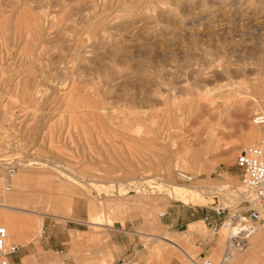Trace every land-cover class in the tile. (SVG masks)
<instances>
[{"label":"rangeland","instance_id":"374dc122","mask_svg":"<svg viewBox=\"0 0 264 264\" xmlns=\"http://www.w3.org/2000/svg\"><path fill=\"white\" fill-rule=\"evenodd\" d=\"M256 116L264 0H0V180L48 176L0 187V199L35 212L15 213L30 231L23 244L8 238L26 247L22 264L222 263V232L202 219L223 215L173 190L222 208L252 200L236 158L264 141ZM184 153L187 172L173 163ZM61 228L64 251L39 255L38 229L63 238ZM231 258L264 264V242Z\"/></svg>","mask_w":264,"mask_h":264},{"label":"built area","instance_id":"2783aa9c","mask_svg":"<svg viewBox=\"0 0 264 264\" xmlns=\"http://www.w3.org/2000/svg\"><path fill=\"white\" fill-rule=\"evenodd\" d=\"M255 125H262L264 119L262 116H256L252 119ZM264 153V141L259 146L242 151L236 158V164L243 171L241 185L247 195L253 197L250 201H242L233 207H215L213 212L215 217L223 215L221 221H216L212 217L205 216L202 222L209 226L212 235H221L224 239V253L221 261L225 263L230 255L239 252L246 247L253 233L264 226V162L262 155ZM10 172L13 171L11 168ZM176 176L185 184H190L195 179L192 175L178 171ZM194 179V180H193ZM253 203L259 204L254 206ZM44 236V231H38V238ZM19 246L8 242L7 230L0 226V264H12L10 257L15 255ZM191 264H213L207 257H200L196 261L189 259Z\"/></svg>","mask_w":264,"mask_h":264},{"label":"bare ground","instance_id":"6f19581e","mask_svg":"<svg viewBox=\"0 0 264 264\" xmlns=\"http://www.w3.org/2000/svg\"><path fill=\"white\" fill-rule=\"evenodd\" d=\"M40 18V17H39ZM41 20V18H40ZM39 20V21H40ZM33 22V21H32ZM38 22V20H37ZM34 23V22H33ZM40 23V22H38ZM42 23V22H41ZM38 25V24H37ZM35 26V25H34ZM52 28V27H50ZM88 29V28H87ZM102 30V29H101ZM88 31V30H87ZM32 32V31H31ZM37 32V31H36ZM101 33V32H100ZM29 35H32L31 33ZM79 37V36H77ZM80 40V37L78 38ZM38 40V39H37ZM76 41V39H75ZM80 43V41H79ZM31 45V44H30ZM44 45V44H43ZM34 46V45H33ZM45 46V45H44ZM74 46V45H73ZM80 46V44H79ZM41 49V48H40ZM7 50V49H6ZM71 51V50H70ZM45 52V51H44ZM73 52V51H72ZM36 53V52H35ZM43 53V52H42ZM29 54V53H28ZM41 54V53H40ZM34 55V54H33ZM36 55V54H35ZM38 55V54H37ZM43 55V54H41ZM73 55V54H72ZM31 57V56H30ZM36 57V56H35ZM34 58V57H33ZM64 66V65H62ZM63 70V69H62ZM64 75V74H63ZM36 98V97H35ZM93 107V106H92ZM94 110V109H93ZM95 112V110H94ZM99 112V111H98ZM99 117V116H98ZM263 119H264V116H263ZM264 124V123H263ZM264 133V127L261 129ZM259 131L252 128L250 129L249 131V135H248V140L252 141L257 138L259 135ZM250 143V144H251ZM263 160V159H262ZM32 162V161H31ZM36 162V161H35ZM264 162V160H263ZM30 162H28V165H38L40 166L41 164L39 163H31L29 164ZM174 164H178L179 167L182 169V170H185L186 172L187 171H190V165L194 164V160L192 159H189L187 158L186 156V153H184L183 157L179 156V154L176 156V161L173 162ZM27 164V163H26ZM32 165V166H33ZM169 165V164H168ZM167 168V167H166ZM170 170V169H169ZM15 171H8V174L12 175V173H14ZM178 172V171H177ZM185 172V173H186ZM189 175H192L190 173H187ZM33 175L37 176L36 178H32ZM32 176V177H31ZM169 176V175H168ZM194 179H196V175H192ZM170 177V176H169ZM172 178V177H171ZM34 179V180H33ZM46 179H48V176H44V175H40V174H32L30 172H27L26 170H17L15 174H13L11 176V179H6V178H2L0 180V187H3L5 186V188H19V187H29L31 184V181H33L32 183L34 184V182H36L37 186L38 184H41L42 182L46 181ZM193 179V180H194ZM192 183H194V181H192ZM190 183V184H192ZM195 184V183H194ZM188 185V184H187ZM33 186V185H31ZM192 187V186H190ZM194 188H197V187H194ZM174 193L175 195H180L182 196V198L187 202V203H215L216 202V199L217 197L213 196L211 198H207V197H201V196H198L197 193H195L194 190H189L188 188L185 189V188H174ZM194 191V192H193ZM205 191V190H204ZM199 192V191H198ZM203 193V190L201 191ZM209 192L206 193V196H208ZM218 193V192H217ZM220 193V192H219ZM239 193V192H238ZM203 195V194H202ZM205 195V194H204ZM217 195V194H216ZM221 195V194H220ZM92 207V206H91ZM15 213H22V214H35V212L33 210H28V209H24V208H20L16 205H13L12 203H9L5 200L4 196L1 197L0 199V226H3L6 230H7V233H8V238H10L11 236H13L16 240L20 241L21 240V235L23 234H26L27 236L30 235V231L27 232V231H24L26 230V224H22L21 221L22 219L19 218L18 216H16L17 214ZM162 213H159V216H161ZM41 219V217H40ZM38 219L37 221L34 222L35 226L38 225L40 226L41 224V220ZM31 224V223H30ZM94 224V223H93ZM42 230V229H40ZM260 230V229H259ZM259 230L255 231L253 233V235L251 237L254 236V239L252 240V242L248 241V243L246 244V246H249L253 249V248H257L258 247V244H261L264 242V231H260ZM24 231V232H23ZM39 231V229H38ZM22 233V234H21ZM34 236V235H33ZM250 237V238H251ZM37 238V237H35ZM151 238V237H149ZM157 238H159L160 240H166V238L162 237V236H158ZM21 242V241H20ZM170 243V245H172L173 247L177 248L179 251H182L183 250L178 246L176 245L175 243L171 242V241H168ZM220 246V245H219ZM236 253V252H235ZM255 256V255H254ZM232 255H230V258L228 260L229 261H232L231 258ZM10 259V258H9ZM189 259H191L189 257ZM219 264H227V263H219Z\"/></svg>","mask_w":264,"mask_h":264},{"label":"crops","instance_id":"0c3cea01","mask_svg":"<svg viewBox=\"0 0 264 264\" xmlns=\"http://www.w3.org/2000/svg\"><path fill=\"white\" fill-rule=\"evenodd\" d=\"M192 212L190 213V216L194 217L195 213H192ZM42 230L44 231V236L40 239L38 254L41 255L42 257H47L50 253H53V254L62 253L65 249L64 245H63L65 243V238H66L65 228H61L63 238H60V237L56 238L54 233H53L54 230H48V229H42ZM26 237H27L26 234L21 235V240H20L21 244L24 243V240L26 239ZM21 244L18 245L19 246L18 252L15 255H12L10 257L11 263L18 261L22 264V262H23L22 260L27 256V254H25V251H27V250H25L26 247L21 245Z\"/></svg>","mask_w":264,"mask_h":264},{"label":"water","instance_id":"95a60500","mask_svg":"<svg viewBox=\"0 0 264 264\" xmlns=\"http://www.w3.org/2000/svg\"><path fill=\"white\" fill-rule=\"evenodd\" d=\"M210 205H213V208L214 207H217L218 206V199H216V202L215 203H209Z\"/></svg>","mask_w":264,"mask_h":264}]
</instances>
